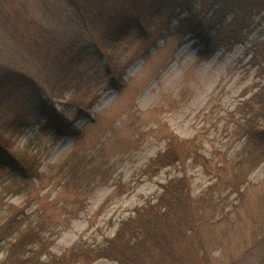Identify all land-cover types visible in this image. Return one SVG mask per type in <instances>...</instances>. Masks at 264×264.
Masks as SVG:
<instances>
[{"label":"rangeland","instance_id":"1","mask_svg":"<svg viewBox=\"0 0 264 264\" xmlns=\"http://www.w3.org/2000/svg\"><path fill=\"white\" fill-rule=\"evenodd\" d=\"M77 1L79 12L65 0H0V60L31 80L0 92V122L18 123L7 135L16 149L41 161L34 177L0 172V219L10 203L23 207L24 221L39 224L58 255L81 238L97 245L114 235L172 177L186 172L193 197L216 180L191 159L158 170L151 165L169 137L194 140L213 162L227 161L224 177H237L243 143L237 124L249 109L244 101L264 85V63L257 64L250 49L252 39L264 38V9L255 15L250 40L228 44L221 36L201 54L179 8L143 9L140 27L129 21L136 16L133 2L126 10L119 5L115 22L128 17L130 35L117 42L105 38V14H98L116 2ZM194 5L207 17L220 9L200 0ZM40 96L67 118L65 135H55L35 105ZM247 181L245 219L228 231L206 220L195 229L173 220L174 250L182 261L176 264H192L205 253L209 264H264V243L252 247L251 238L252 218L264 217V157ZM235 197L230 194L229 205ZM90 264L117 262L102 257Z\"/></svg>","mask_w":264,"mask_h":264},{"label":"trees","instance_id":"2","mask_svg":"<svg viewBox=\"0 0 264 264\" xmlns=\"http://www.w3.org/2000/svg\"><path fill=\"white\" fill-rule=\"evenodd\" d=\"M65 1L77 12L80 11L77 0ZM127 1L129 0H114L112 4L116 2L115 7L107 8V13L99 10L98 14H105L104 30L107 40L118 42L130 35L128 17L119 16L115 22L117 12L121 14L123 9H130L131 4ZM200 1L204 6L219 4L220 9L207 17L206 14H201L202 9L195 7L196 0H131V8L135 10L136 16L129 21L137 22L142 27L143 9L154 10L155 6H158V11L163 8H179L177 15L180 16L181 23L187 28L191 38L203 46L200 51L203 54L221 36L228 44L250 40L248 36L256 25L255 15L264 9V0ZM119 5L125 8L121 7L120 10ZM229 5L231 6L228 7ZM183 12L186 15L181 17ZM229 14H232L230 18ZM250 49L253 51L252 58L257 59L255 62L262 65L264 38L252 39ZM3 63L0 60V68L4 69L0 71V92L6 89L12 93L13 89H20L27 81V84L31 82L30 77L21 70ZM120 80L115 76L111 77L113 84ZM29 89L27 87L26 90L33 91ZM244 103L249 105V109L238 121L235 131L243 142L235 161L237 177H224L227 170L225 159L213 162L201 153L194 140H179L174 135L169 137L167 147L153 159L151 165L157 166L158 170L177 162L185 165L191 159L194 165L203 166L216 180L200 195L192 196L191 179L186 172L182 176L172 177L162 184V192L156 198H148L135 207L133 213L120 222L114 235L105 237L97 245L81 238L59 255L51 251L50 246L54 240L43 234V228L32 221L25 222V209L10 203L4 219H0V252L5 251V255L0 257V264H90L102 257L114 260L117 264L182 263L174 250L173 220L179 219L192 229L206 220L208 225L224 224L223 229L228 231L231 224L245 219L241 207L249 187L247 177L264 157V85ZM254 104L258 106L255 107ZM35 105L42 110L45 120L54 128L55 135L63 136L67 133V118L56 109L54 103H48L40 96L35 100ZM4 122H0V172L11 176L39 175L40 157L27 149H16L11 137L7 135L9 126L19 128V124ZM224 190L228 192L223 195ZM231 193H236V197L229 205L227 198ZM252 224L254 228L251 238L254 247L264 243V217H253ZM199 256V259L192 258V264H209L206 258L210 257L208 253Z\"/></svg>","mask_w":264,"mask_h":264}]
</instances>
